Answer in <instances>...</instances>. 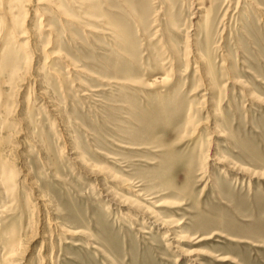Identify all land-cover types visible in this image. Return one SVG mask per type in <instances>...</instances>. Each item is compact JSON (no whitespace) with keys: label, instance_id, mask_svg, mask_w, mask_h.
Returning a JSON list of instances; mask_svg holds the SVG:
<instances>
[{"label":"rangeland","instance_id":"1","mask_svg":"<svg viewBox=\"0 0 264 264\" xmlns=\"http://www.w3.org/2000/svg\"><path fill=\"white\" fill-rule=\"evenodd\" d=\"M18 2L0 264H264V0Z\"/></svg>","mask_w":264,"mask_h":264},{"label":"bare ground","instance_id":"2","mask_svg":"<svg viewBox=\"0 0 264 264\" xmlns=\"http://www.w3.org/2000/svg\"><path fill=\"white\" fill-rule=\"evenodd\" d=\"M16 1H19L18 4H21L23 0H16ZM25 2V1H24ZM200 2V1H199ZM202 5V4H201ZM203 8V7H202ZM198 11L200 10L201 11V7L199 9H197ZM11 257V256H10Z\"/></svg>","mask_w":264,"mask_h":264}]
</instances>
